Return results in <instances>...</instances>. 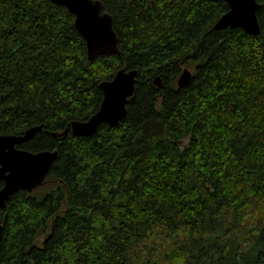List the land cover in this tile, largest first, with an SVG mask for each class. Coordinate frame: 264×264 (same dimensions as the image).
<instances>
[{
  "label": "trees",
  "instance_id": "obj_1",
  "mask_svg": "<svg viewBox=\"0 0 264 264\" xmlns=\"http://www.w3.org/2000/svg\"><path fill=\"white\" fill-rule=\"evenodd\" d=\"M99 1L120 55L88 60L65 7L0 0V135L57 150L0 208V264H264V5L253 35L211 29L224 0ZM120 68L125 117L72 134Z\"/></svg>",
  "mask_w": 264,
  "mask_h": 264
},
{
  "label": "water",
  "instance_id": "obj_2",
  "mask_svg": "<svg viewBox=\"0 0 264 264\" xmlns=\"http://www.w3.org/2000/svg\"><path fill=\"white\" fill-rule=\"evenodd\" d=\"M65 7L74 16V26L86 44L88 60L99 55H120L118 37L113 28V18L102 12L99 0H51ZM228 10L212 25V30L240 28L244 32L257 35L260 31L256 12L264 5V0H224ZM136 69L120 68L110 80L99 83L103 99L98 110L86 121H72L70 131L78 136L92 135L100 123L113 125L126 115V102L135 87ZM191 71L184 68L177 78L179 87L186 85ZM158 83V80L155 81ZM41 127L28 128L20 135H0V208L18 190L31 193L40 186L49 173L57 157V150L30 152L17 148V144L30 139ZM64 130L57 133L62 136ZM3 224L0 220V240Z\"/></svg>",
  "mask_w": 264,
  "mask_h": 264
},
{
  "label": "rangeland",
  "instance_id": "obj_3",
  "mask_svg": "<svg viewBox=\"0 0 264 264\" xmlns=\"http://www.w3.org/2000/svg\"><path fill=\"white\" fill-rule=\"evenodd\" d=\"M191 70V69H190ZM51 185L50 184H45V186L43 185L40 189H37V191L39 190V191H42V190H46V189H50L51 187H50Z\"/></svg>",
  "mask_w": 264,
  "mask_h": 264
}]
</instances>
